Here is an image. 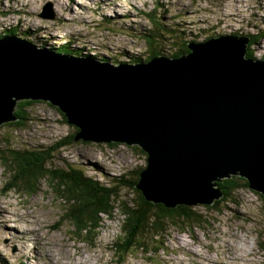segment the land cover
<instances>
[{
    "label": "rangeland",
    "instance_id": "rangeland-1",
    "mask_svg": "<svg viewBox=\"0 0 264 264\" xmlns=\"http://www.w3.org/2000/svg\"><path fill=\"white\" fill-rule=\"evenodd\" d=\"M49 2L54 17H40L38 13ZM147 12L154 18L148 17ZM157 18L160 26L173 29L174 33L162 36L165 29L159 26ZM29 19L32 24H28ZM15 22L14 27L20 32L27 29L33 36L58 46L63 45L65 37H60L56 28L72 31L75 42L71 41V48L91 50L109 62L137 56L132 54L146 56L151 49H147L143 34L150 32L154 49L169 57L187 41L219 33L245 37L256 34L248 49L257 59H264V0H0V28H12L9 24ZM42 23L49 24L45 35L32 29L43 27ZM51 23L55 27L53 32ZM28 116L30 119L23 126L0 124V264H264V200L248 186L240 187L231 197L221 196L213 207L194 205L201 215L194 227L170 226L157 237L150 229L145 230L139 238L143 247H133L126 253L120 249L134 230L123 225L120 211L135 195L118 186L121 202L115 204V212L109 218L102 215L94 239L88 235L81 241L69 222L63 220L66 204L46 180L28 182L37 170H19L10 152L23 149L31 161V153L38 148L43 151L35 152V156L49 152L69 137L73 127L45 102L32 104ZM53 156L52 164L58 170H66V163L82 165L87 174L103 183L143 166L146 158L125 144L111 147L81 140L57 148ZM36 163L31 161L28 165ZM14 180L16 187L5 190ZM32 185L38 186L30 196L24 190ZM6 230L30 231L31 235L20 246L23 253L18 258L8 253L15 252L19 242L10 243L8 249Z\"/></svg>",
    "mask_w": 264,
    "mask_h": 264
},
{
    "label": "water",
    "instance_id": "water-1",
    "mask_svg": "<svg viewBox=\"0 0 264 264\" xmlns=\"http://www.w3.org/2000/svg\"><path fill=\"white\" fill-rule=\"evenodd\" d=\"M49 2L38 15L52 19ZM248 36L187 42L176 57L99 61L0 37V124L19 100L45 101L77 128L74 140L139 147L134 187L166 208L212 205L235 175L264 198V59Z\"/></svg>",
    "mask_w": 264,
    "mask_h": 264
},
{
    "label": "trees",
    "instance_id": "trees-1",
    "mask_svg": "<svg viewBox=\"0 0 264 264\" xmlns=\"http://www.w3.org/2000/svg\"><path fill=\"white\" fill-rule=\"evenodd\" d=\"M146 14H149L147 15L148 17L154 18L153 16H150L151 13L147 12ZM157 20L160 26V21L158 18ZM160 27L163 26L161 25ZM17 30L18 29L16 28L3 29L0 32V35L10 32L14 33L16 36L25 38L26 40L34 43L39 47L54 49L56 51L70 53L74 55L91 56L93 58L95 57L98 60L106 61V59L102 58L100 55H97L96 53H91V50H89V52H85L81 47L71 48V41L75 42L71 36H67V38L62 41L63 45L58 46L50 44L46 40L40 39V37L37 38L33 36L32 34L28 33L29 31L27 29L23 32ZM173 33V29H165V34H162V36H170ZM143 35L144 42L147 43V49L150 48L151 52H149L144 57H140L139 55L141 54H132L137 56H133L131 58H128L127 60L146 61L149 58L160 54V52L155 50L152 46V32L144 33ZM246 36L249 37L246 56L256 58L254 53L248 49L250 47V42L255 39L256 34H252L251 36L247 34ZM171 40H173V37H171ZM173 42L174 41H172V43ZM187 42L182 43V45H184L185 47ZM115 46H121V44H117ZM182 52H186V50H180L178 53H175L171 56L176 57ZM102 56H105L106 58L111 60L114 59L109 55L102 54ZM116 62H118V59L113 60L111 63ZM37 102L45 101H17L16 108L14 110L17 119L13 122H8L7 124H13L16 126L25 125V123L30 119L28 116L29 107ZM45 103L54 108L61 116L62 121L66 122L64 114L57 107H54L48 102ZM77 131L78 129L73 127V131L71 132L69 137L63 140L58 146L41 156L34 155V159L31 161H38V163L33 164L35 165L34 167L33 165H28V163L31 161L28 159V156L26 155V152L23 149H12L10 150V152L11 154H14V158L18 162L17 165L19 166V170H37L35 176L28 182L46 180L50 187L55 191L58 198L66 204L63 208L65 213L63 220H67L69 222L72 227V232L76 237L81 238V241H84L86 239L85 236L88 237V235H90V237L94 239L97 236L99 227H101L100 223L103 220L102 215H105L109 218L115 212V204L121 202L118 195V186H124L128 188L131 191L132 195H135V199L131 203L128 202L122 205V209L120 211L123 217V225L126 227H132L134 230L133 234H130L128 236V240L122 245L120 249V252L122 253L129 252L130 249H132L133 247L142 248L143 242L139 241V238L142 237V234L147 229H150L151 233L157 237L160 236L163 231H166L170 226H172V228L178 227L180 229L191 228L200 222L199 217L201 215H198L196 208H194L193 206L177 205L174 208H166L162 204H152L150 202H146L143 199L141 193L134 187L135 183L138 180L139 171L142 169L143 166H139L135 170L130 169L127 172L122 173L120 176L115 177V179L109 181L108 183H103L97 177L87 174L82 165H73L71 163H66V170L64 171L55 168L52 164V160L54 158L53 152L63 145L72 144L75 141L74 136ZM109 145L111 147H114L117 145V143H109ZM132 148L145 155V153L139 147L132 146ZM1 151L2 149H0V153ZM42 151L43 149L38 148L35 152ZM93 164L94 163H90V165ZM95 165L97 164L95 163ZM93 169H95V167ZM37 186L38 185L27 186L24 191L31 196L37 191ZM218 186L222 188V196L231 197V195L237 189L242 186H247V181L244 178L235 175L231 178H224L222 181L218 182ZM15 187L16 182L14 180V182L9 187L5 188V190L13 189ZM261 198L264 200L263 196H261ZM216 203L217 200L208 207H213ZM158 248L159 246H156V250H158Z\"/></svg>",
    "mask_w": 264,
    "mask_h": 264
},
{
    "label": "bare ground",
    "instance_id": "bare-ground-1",
    "mask_svg": "<svg viewBox=\"0 0 264 264\" xmlns=\"http://www.w3.org/2000/svg\"><path fill=\"white\" fill-rule=\"evenodd\" d=\"M122 7V6H121ZM61 14H63L62 12H60ZM63 17L66 19V20H69V19H67L66 17H65V15L63 14ZM28 19H26V21H27ZM30 20V19H29ZM19 24H22V22L20 21V19H19ZM30 22V23H29ZM28 22V24H32V22H31V20ZM17 22H15V23H12V24H9V25H15ZM51 25L53 26L52 27V29H51V31L53 32V29L55 28L54 27V25L51 23ZM42 26L43 27H41V26H36V27H38V28H32V29H35L37 32L38 31H40V32H42V35L44 34H46L45 33V27H48L49 26V24H48V26H46L44 23H42ZM24 27H26V28H30V26L29 27H27V26H24ZM3 29L2 28H0V32L2 31ZM58 30H60L59 29V26L56 28V31H57V34L60 36V37H65V38H67L66 37V35L67 36H69V35H71V37H72V31H58ZM39 33V32H38ZM9 35V34H13L14 36H16L14 33H4L2 36H4V35ZM75 35H79L78 33H75ZM1 35H0V37H2ZM17 37H19V38H22V39H25V38H23V37H20V36H17ZM26 40V39H25ZM63 40H65V39H63ZM62 40V41H63ZM28 41V40H27ZM30 42V41H29ZM32 43V42H31ZM119 45V44H118ZM43 48V47H42ZM45 48V47H44ZM254 53V52H253ZM99 61H104V60H99ZM22 226V225H21ZM23 227V226H22ZM10 228V227H9ZM23 228H25V227H23ZM10 229H14V228H10ZM7 231V230H6ZM27 232H28V234L29 235H27ZM31 234H30V231H26V233L24 232V231H19V232H15V233H10V232H8L7 231V239H8V242H7V248L9 249V247H8V245L10 244V243H16L17 241L19 242V245L17 246V249H16V251L15 252H9L8 251V253H9V255L11 256V257H14V258H18V257H20L21 255H22V253H23V249H21V245L23 244V240L24 239H27L29 236H30ZM33 247H35L34 245H33ZM35 249V248H34ZM35 250H37V249H35ZM38 251V250H37ZM1 257V256H0ZM1 258H3V257H1ZM2 261V260H1ZM79 262H81V260L79 261Z\"/></svg>",
    "mask_w": 264,
    "mask_h": 264
},
{
    "label": "clouds",
    "instance_id": "clouds-1",
    "mask_svg": "<svg viewBox=\"0 0 264 264\" xmlns=\"http://www.w3.org/2000/svg\"><path fill=\"white\" fill-rule=\"evenodd\" d=\"M14 26H15V25H12V28H15ZM7 28H8V27H6V28H4V29H7ZM9 28H11V27H9ZM1 36H2V35H1ZM183 48H184V47H183ZM160 54H162V53H160ZM94 58H95V57H94ZM95 59H96V58H95ZM126 61H131V60H127V59H126ZM138 61H139V60H138ZM32 155H37V154H35V152H34ZM259 196H261V195L259 194Z\"/></svg>",
    "mask_w": 264,
    "mask_h": 264
}]
</instances>
